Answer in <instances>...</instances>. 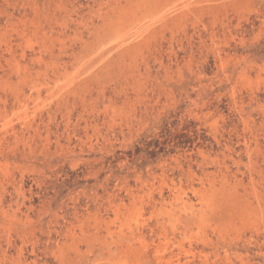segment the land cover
<instances>
[{"label": "rangeland", "instance_id": "1", "mask_svg": "<svg viewBox=\"0 0 264 264\" xmlns=\"http://www.w3.org/2000/svg\"><path fill=\"white\" fill-rule=\"evenodd\" d=\"M158 1L0 0V264H264V0Z\"/></svg>", "mask_w": 264, "mask_h": 264}, {"label": "bare ground", "instance_id": "2", "mask_svg": "<svg viewBox=\"0 0 264 264\" xmlns=\"http://www.w3.org/2000/svg\"><path fill=\"white\" fill-rule=\"evenodd\" d=\"M147 1H149V0H147ZM157 1H158V0H157ZM159 1H160V0H159ZM159 1H158V3H159ZM161 1H163V0H161ZM170 1H171V0H170ZM170 1H169V3H170ZM174 1H175V0H174ZM187 1H188V0H187ZM196 1H197V0H196ZM201 1H202V0H201ZM138 2H139V1H138ZM143 2H144V0H143ZM150 2H151V1H150ZM153 2H154V1H153ZM155 2H156V1H155ZM167 2H168V0H167ZM172 2H173V1H172ZM179 2H180V0H179ZM182 2H185V1H182ZM194 2H195V1H194ZM199 2H200V1H199ZM61 3H62V2H61ZM156 3H157V2H156ZM162 3H164V2H162ZM180 3H181V2H180ZM189 3H190V2H189ZM146 4L149 5V3H146ZM178 4H179V3H178ZM194 4H196V3H193V5H194ZM157 5H158V4H157ZM170 5H171V4H170ZM180 5H181V4H180ZM186 5H187V4H186ZM190 5H191V4H190ZM190 5H189V6H190ZM142 6H143V5H142ZM151 6H152V5H151ZM160 6H161V5H160ZM166 6H167V5H166ZM187 6H188V5H187ZM189 6H188V7H189ZM163 7H165V5H164ZM170 7H171V6H170ZM172 7H173V6H172ZM172 7H171V8H172ZM179 7H180V6H179ZM181 7H182V6H181ZM184 7H185V5H184L182 8H184ZM188 7H187V9H188ZM60 8H61V7H60ZM132 8H134V6L131 7L130 9H132ZM144 8H145V7H144ZM149 8H150V7H149ZM166 8H167V7H166ZM171 8H170V9H171ZM182 8H181V9H182ZM189 8H191V7H189ZM126 9H127V8H126ZM137 9H138V7H137ZM168 9H169V8H168ZM185 9H186V8H185ZM187 9H186V10H187ZM58 10H59V8H58ZM60 10H61V9H60ZM133 10H134V9H133ZM143 10H144V9H143ZM151 10H152V8L150 9V11H151ZM157 10H158V9H157ZM171 10H172V9H171ZM36 11H37V10H36ZM62 11H63V10H62ZM125 11H126V10H125ZM127 11H128V10H127ZM130 11H131V10H130ZM136 11H137V10H136ZM138 11H140V10H138ZM148 11H149V10H148ZM148 11H145V12H148ZM162 11H163V10H162ZM165 11H166V10H165ZM165 11H164V13H165ZM54 12H55V10H54ZM60 12H61V11H60ZM133 12H134V11H133ZM173 12H175V11H173ZM180 12H181V10H180ZM28 13H29V12H28ZM119 13H120V12H119ZM134 13H135V12H134ZM134 13H133V14H134ZM142 13H143V12H142ZM152 13H153V12H152ZM176 13H177V12H176ZM23 14H24V13H23ZM38 14H39V12H38ZM135 14H136V13H135ZM135 14H134V15H135ZM144 14H145V13H144ZM144 14H143V15H144ZM158 14H159V13H158ZM158 14H157V15H158ZM30 15H31V14H30ZM36 15H37V14H36ZM39 15H40V14H39ZM57 15H58V14H57ZM59 15H60V14H59ZM77 15H78V14H77ZM91 15H92V14H91ZM99 15H100V13H99ZM160 15H161V14H160ZM172 15H173V13H172ZM89 16H90V15H89ZM101 16H102V15H101ZM116 16H117V15H116ZM135 16H136V15H135ZM145 16H146V15H145ZM148 16H149V15H148ZM150 16H151V15H150ZM150 16H149V18H150ZM174 16H176V15H174ZM179 16H180V15H179ZM33 17H34V15H33ZM44 17H45V16H44ZM92 17H93V16H92ZM105 17H106V16H105ZM114 17H115V16H114ZM137 17H138V16H137ZM155 17H158V16L154 15V18H155ZM161 17L163 18V16H161ZM161 17H160V18H161ZM170 17H171V15H170ZM48 18H49V17H48ZM101 18H102V17H101ZM144 18H145V17H144ZM154 18H153V19H154ZM158 18H159V17H158ZM9 19H10V18H9ZM17 19H18V18H17ZM44 19H45V18H44ZM88 19H89V18H88ZM106 19H107V18H106ZM122 19H123V18H122ZM122 19H120V20H122ZM132 19H133V18H132ZM132 19H131V20H132ZM134 19H135V17H134ZM134 19H133V20H134ZM138 19H139V18H138ZM141 19H142V17H141ZM145 19H146V18H145ZM145 19H144V20H145ZM31 20H32V19H31ZM48 20H49V19H48ZM48 20H46V21H48ZM81 20H82V19H81ZM135 20H136V19H135ZM135 20H134V21H135ZM150 20H151V19H150ZM20 21H21V20H20ZM20 21H19V22H20ZM37 21H38V20H37ZM92 21H93V20H92ZM95 21H96V20H95ZM125 21H126V20H125ZM153 21H154V20H153ZM15 22H16V21H15ZM15 22H13V23H15ZM23 22H24V21H23ZM25 22H26V21H25ZM25 22H24V23H25ZM29 22H30V21H29ZM43 22H44V21H43ZM53 22H54V21H53ZM107 22H108V21H107ZM113 22H114V21H113ZM135 22H136V21H135ZM145 22H146V21H145ZM156 22H157V21H156ZM24 23H23V25H24ZM33 23H34V22H33ZM33 23H32V24H33ZM64 23H65V22H64ZM75 23H76V22H75ZM88 23H89V22H88ZM109 23H110V22H108V24H109ZM121 23H123V22H121ZM128 23H129V22H128ZM133 23H134V22H133ZM152 23H153V22H152ZM32 24H29V25H32ZM45 24H46V23H45ZM50 24H51V22H50ZM57 24H58V23H57ZM83 24H84V23H83ZM119 24H120V23H119ZM134 24H135V23H134ZM134 24H133V25H134ZM136 24H137V23H136ZM144 24H145V23H144ZM144 24H143V25H144ZM153 24H154V23H153ZM153 24H152V25H153ZM18 25H19V24H18ZM48 25H49V24H48ZM48 25H47V26H48ZM60 25H61V23H60ZM75 25H76V24H75ZM91 25H92V24H91ZM131 25H132V24H131ZM145 25H146V24H145ZM149 25H150V24H149ZM25 26H26V25H25ZM25 26H24V27H25ZM33 26H34V25H33ZM40 26H41V25H40ZM49 26H50V25H49ZM56 26H57V25H56ZM56 26H55V27H56ZM62 26H63V24H62ZM78 26H79V25H78ZM78 26H77V27H78ZM105 26H106V25H105ZM105 26H104V27H105ZM141 26H142V25H141ZM10 27H11V25H10ZM30 27H32V26H30ZM104 27H103V28H104ZM115 27H116V26H115ZM136 27H137V26H136ZM146 27H147V26H146ZM0 28H1V27H0ZM3 28H4V27H3ZM49 28H50V27H49ZM56 28H57V27H56ZM85 28H86V27H85ZM91 28H92V27H91ZM107 28H108V27H107ZM144 28H145V26H144ZM144 28H143V29H144ZM10 29H11V28H10ZM75 29H76V28H75ZM77 29H78V28H77ZM92 29H93V28H92ZM95 29H96V28H95ZM97 29H98V28H97ZM113 29H114V28H113ZM130 29H131V28H130ZM130 29H129V30H130ZM143 29H142V30H143ZM147 29H148V28H147ZM154 29H155V28H154ZM157 29H158V28H157ZM30 30H31V29H30ZM34 30H35V29H34ZM87 30H88V29H87ZM129 30H128V31H129ZM139 30H141V29L139 28ZM36 31H37V30H36ZM85 31H86V30H85ZM98 31H99V30H98ZM124 31H125V30H124ZM145 31H146V30H145ZM148 31H149V32L152 31V33L155 34V32H153V30H150V29H149ZM148 31H146V32H148ZM15 32H16V31H15ZM46 32H47V31H46ZM52 32H53V31H52ZM126 32H127V30H126ZM126 32H125V33H126ZM146 32H145V34H146ZM160 32H161V31H160ZM4 33H5V32H4ZM7 33H8V32H7ZM27 33H28V31H27ZM87 33H88V32H87ZM130 33H131V31H130ZM152 33H151V34H152ZM5 34H6V33H5ZM8 34H9V33H8ZM15 34H16V33H15ZM18 34H19V33H18ZM23 34H24V33H23ZM32 34H33V33H32ZM34 34H35V33H34ZM45 34H46V33H45ZM58 34H59V33H58ZM75 34H76V33H75ZM79 34H81V33H79ZM157 34H158V33H157ZM3 35H4V34H3ZM6 35H7V34H6ZM11 35H12V34H11ZM29 35H30V34H29ZM97 35H98V34H97ZM97 35H96V36H97ZM103 35H104V34H103ZM128 35H129V33H128ZM132 35H133V34H132ZM137 35H138V34H137ZM25 36H26V35H25ZM35 36H36V34H35ZM74 36H75V35H74ZM89 36H91V35H89ZM93 36H94V35H93ZM138 36H140V35H138ZM151 36H152V35H151ZM155 36H156V35H155ZM22 37H23V35H22ZM36 37H37V36H36ZM58 37H59V35H58ZM94 37H95V36H94ZM98 37H99V35H98ZM19 38H20V37H19ZM34 38H35V37H34ZM49 38H50V37H49ZM62 38H63V37H62ZM105 38H106V37H105ZM105 38H104V39H105ZM123 38H125V37H123ZM136 38H137V37H136ZM43 39H44V38H43ZM53 39H54V38H53ZM86 39H87V38H86ZM100 39H101V38H100ZM119 39H120V38H119ZM132 39H133V38H132ZM132 39H131V41H132ZM141 39H142V38H141ZM25 40H26V39H25ZM48 40H49V39H48ZM50 40H51V39H50ZM57 40H58V42H59V39H57ZM64 40H66V39H64ZM64 40H63V41H64ZM98 40H99V39H98ZM98 40H97V41H98ZM114 40H115V38H114ZM136 40H137V39H136ZM136 40H135V41H136ZM142 40H143V39H142ZM153 40H154V39H153ZM52 41H53V40H52ZM54 41H55V39H54ZM61 41H62V40H61ZM63 41H62V42H63ZM74 41H75V40H74ZM83 41H84V40H83ZM139 41H140V39H139ZM139 41H138V42H139ZM148 41H149V40H148ZM150 41H151V40H150ZM0 42H1V41H0ZM50 42H51V41H50ZM56 42H57V41H56ZM62 42H61V43H62ZM84 42H85V41H84ZM114 42H115V41H114ZM114 42H113V43H114ZM116 42H117V41H116ZM1 43H2V42H1ZM25 43H27V42H25ZM54 43H55V42H54ZM75 43H76V42H75ZM88 43H89V42H88ZM91 43H92V42H91ZM95 43H96V42H95ZM97 43H99V42H97ZM118 43H119V42H118ZM118 43H117V45H118ZM130 43H131V42H130ZM132 43H133V42H132ZM136 43H137V42H136ZM51 44H52V43H51ZM122 44H123V43H122ZM127 44L129 45V42H128ZM148 44H149V43H148ZM154 44H155V43H154ZM17 45H18V44H17ZM40 45H42V44H40ZM79 45H80V44H79ZM103 45H104V44H103ZM113 45H114V44H113ZM150 45H151V44H150ZM0 46H1V45H0ZM31 46H32V45H31ZM46 46H48V45H46ZM131 46H132V45H131ZM138 46H139V45H138ZM140 46H141V45H140ZM146 46H147V45H146ZM52 47H53V46H52ZM88 47H89V46H88ZM106 47H108V46H106ZM123 47H124V46H123ZM134 47H136V46H134ZM47 48H48V47H47ZM53 48H54V47H53ZM65 48H66V47H65ZM77 48H79V47H77ZM83 48H84V47H83ZM97 48H98V47H97ZM97 48H96V49H97ZM119 48H120V47H119ZM119 48H117V49L119 50ZM121 48H122V47H121ZM121 48H120V49H121ZM124 48H125V47H124ZM128 48H129V47H128ZM0 49H1V48H0ZM15 49H16V48H15ZM30 49H32V47H31ZM55 49H56V48H55ZM88 49H89V48H88ZM129 49H131V48H129ZM133 49H134V48H133ZM154 49H155V48H154ZM1 50H3V49H1ZM32 50H33V49H32ZM39 50H40V49H39ZM47 50H48V49H47ZM47 50H46V51H47ZM49 50H50V49H49ZM52 50H53V49H52ZM68 50H69V49H68ZM84 50H86V49H84ZM126 50H127V49H126ZM50 51H51V50H50ZM92 51H94V50H92ZM95 51H96V50H95ZM102 51H103V50H102ZM114 51H115V50H114ZM132 51H133V50H132ZM7 52H9V51H7ZM58 52H59V51H58ZM60 52H62V49L60 50ZM65 52H66V51H65ZM78 52H79V51H78ZM105 52H106V51H105ZM125 52H127V51H125ZM128 52H129V50H128ZM37 53H38V52H37ZM46 53H47V52H46ZM82 53H83V52H82ZM87 53H88V52H87ZM97 53H98V52H97ZM132 53H133V52H132ZM58 54H59V53H58ZM74 54H75V53H74ZM109 54H110V53H109ZM114 54H115V53H114ZM1 55H2V54H1ZM23 55H24V54H23ZM23 55H22V56H23ZM50 55H51V54H50ZM67 55H68V54H67ZM140 55H142V54H140ZM58 56H59V55H58ZM62 56H64V55H62ZM81 56H82V55H81ZM89 56H90V55H89ZM119 56H120V55H119ZM1 57H2V56H1ZM91 57H92V56H91ZM109 57H111V56H109ZM138 57H139V56H138ZM99 58H100V57H99ZM14 59H15V58H14ZM40 59H41V58H40ZM92 59H93V58H92ZM92 59H91V60H92ZM109 59H110V58H109ZM7 60H8V59H7ZM12 60H13V59H12ZM34 60H35V59H34ZM36 60H38V59H36ZM36 60H35V61H36ZM102 60H103V59H102ZM106 60H107V59H106ZM119 61H120V60H119ZM6 62H7V61H6ZM24 62H25V61H24ZM30 62H31V61H30ZM98 62H99V61H98ZM132 62H133V61H132ZM189 62H190V61H189ZM28 63H29V62H28ZM42 63H43V62H42ZM82 63H84V62H82ZM87 63H88V62H87ZM3 64H4V62H3ZM11 64H12V62H11ZM34 64H35V63H34ZM34 64H33V65H34ZM39 64H41V63H39ZM50 64H51V63H50ZM76 64H78V63H76ZM122 64H123V62H122ZM7 65H8V64H7ZM14 65H15V63H14ZM16 65H17V64H16ZM16 65H15V67H16ZM47 65H48V64H47ZM74 65H75V64H74ZM83 65H84V64H83ZM105 65H106V64H105ZM109 65H110V64H109ZM3 66H4V65H3ZM11 66H12V65H11ZM37 66H38V65H37ZM39 66H40V65H39ZM64 66H65V65H64ZM81 66H82V65H81ZM13 67H14V66H13ZM18 67H19V66H18ZM18 67H17V69H16L17 71L19 70ZM47 67H48V66H47ZM59 67H60V66H59ZM94 67H95V66H94ZM10 68H11V67H10ZM21 68L23 69V66H22ZM31 68H32V67H31ZM70 68H71V67H70ZM3 69H4V68H3ZM6 69H7V68H6ZM12 69H13V68H12ZM22 69H21V70H22ZM47 69H48V68H47ZM75 69H76V68H75ZM92 69H93V68H92ZM261 69H262V68H261ZM13 70L15 71V69H13ZM28 70H29V69H28ZM43 70L45 71V66H44V69H43ZM68 70H69V69H68ZM0 71H1V70H0ZM22 71H23V70H22ZM22 71H21V72H22ZM25 71H26V70H25ZM50 71H51V70H50ZM69 71H70V70H69ZM11 72H12V71H11ZM39 72H42V71H39ZM75 72H76V71H75ZM75 72H74V73H75ZM79 72H80V71H79ZM88 72H89V71H88ZM15 73H16V72H15ZM22 73H23V72H22ZM22 73H21V74H22ZM30 73H31V72H30ZM44 73H45V72H44ZM47 73H48V72H47ZM18 74H19V73H17L16 76H18ZM39 74H40V73H39ZM41 74H42V73H41ZM41 74H40V75H41ZM50 74H51V73H50ZM80 74H81V73H80ZM4 75H5V74H4ZM9 75H10V74H9ZM23 75H24V74H23ZM40 75H39V76H40ZM51 75H52V74H51ZM83 75H84V74H83ZM90 75H91V74H90ZM11 76H12V75H11ZM13 76H14V75H13ZM27 76H29V74H28ZM56 76H57V75H56ZM72 76H74V75H72ZM81 76H82V75H81ZM84 76H85V75H84ZM7 77H9V76H7ZM24 77H25V75H24ZM10 78H11V77H10ZM19 78H20V77H19ZM33 78H34V77H33ZM33 78H31V79H33ZM35 78H36V77H35ZM44 78H45V77H44ZM78 78H79V77H78ZM91 78H92V77H91ZM29 79H30V78H29ZM36 79H37V78H36ZM38 79H39V78H38ZM89 79H90V78H89ZM16 80H19V79L17 78ZM65 80H66V79H65ZM70 80H71V79H69V81H70ZM0 81H1V80H0ZM2 81H3V80H2ZM5 81H6V80H5ZM9 81H10V80H9ZM69 81H68V82H69ZM88 81H89V80H88ZM3 82H4V81H3ZM13 82H14V81H13ZM18 82H19V81H18ZM32 82H33V81H32ZM64 82H65V81H64ZM82 82H83V81H82ZM4 83H5V82H4ZM19 83H20V82H19ZM24 83H25V81H24ZM26 83H27V78H26ZM26 83H25V84H26ZM54 83H56V82H54ZM70 83L72 84V82H70ZM14 84H16V82H14ZM74 84H75V83H74ZM87 84H88V83H87ZM87 84H86V85H87ZM1 85H2V84H1ZM21 85H22V84H21ZM47 85H49V81H47L46 78H45L42 82H40V81H38V80H37V81H34V85H33V87H32V85H31V87H32V88H35L34 90H36L37 93H38V95H40L42 89L45 88V87H47ZM81 85H82V84H81ZM2 86H3V85H2ZM4 86H5V85H4ZM13 86H15V85H13ZM18 86H19V85H18ZM25 86H26V85H25ZM61 86H62V85H61ZM64 86H65V84H64ZM66 86H68V85H66ZM66 86H65V87H66ZM69 86H70V85H69ZM77 86H78V85H77ZM87 86H88V85H87ZM87 86H85V87H87ZM58 87H60V86H58ZM65 87H64V88H65ZM70 87H71V86H70ZM85 87H84V88H85ZM9 88L12 89V88L10 87V85H9ZM14 88H15V87H13L12 90H14ZM56 88H57V87H56ZM79 88H80V86H79ZM84 88H83V89H84ZM90 88H91V87H90ZM0 89H2V87H0ZM15 89H16V88H15ZM20 89H21V88H20ZM53 89H54V88H53ZM60 89H61V88H60ZM60 89H59V90H60ZM3 90H4V89H3ZM30 90H32V89H30ZM34 90H33V91H34ZM62 90H63V89H62ZM88 90H89V89H88ZM88 90H87V91H88ZM4 91H5V90H4ZM9 91H11V90H9ZM16 91H17V89H16ZM60 91H61V90H60ZM21 92H22V91H21ZM34 92H35V91H34ZM70 92H71V90H70ZM89 92H90V91H89ZM3 93H4V92H3ZM6 93H7V92H6ZM30 93H31V92H30ZM32 93H33V92H32ZM37 93H36V94H37ZM53 93H54V92H53ZM57 93H58V92H57ZM59 93H60V92H59ZM59 93H58V94H59ZM11 94H13V93L11 92ZM20 94H21V93H20ZM34 94H35V93H34ZM60 94H61V93H60ZM60 94H59V95H60ZM65 94H67V93H65ZM72 94H73V93H72ZM84 94H86V93H84ZM89 94H90V93H89ZM49 95H50V94H49ZM52 95H53V94H52ZM59 95H58V96H59ZM61 95H62V94H61ZM63 95H64V94H63ZM0 96H1V95H0ZM8 96H9V95H8ZM10 96H11V95H10ZM14 96H15V95H14ZM26 96H27V95H26ZM82 96H83V95H82ZM29 97H30V96H29ZM29 97H28V98H29ZM40 97H41V96H40ZM71 97H72V96H71ZM79 97H80V96H79ZM5 98H6V97H5ZM7 98H8V97H7ZM14 98H15V97H14ZM84 98H85V97H84ZM88 98H89V97H88ZM37 99H38V98H37ZM37 99L34 98V100H37ZM78 99H79V98H78ZM80 99H81V98H80ZM80 99H79V100H80ZM82 99H83V98H82ZM15 100H16V99H15ZM19 100H21V99H19ZM56 100H57V99H56ZM56 100H54V101H56ZM58 100H59V99H58ZM66 100H67V99H66ZM66 100H65V103H66ZM73 100H74V97H73ZM73 100H72V101H73ZM21 101L23 102V100H21ZM21 101H20L19 103L22 104ZM41 101H42V100H41ZM41 101H40V102H41ZM90 101H91V99H90ZM4 102H5V100H4ZM4 102H3V103H4ZM25 102H26V101H25ZM28 102H29V101H28ZM50 102H51V101H50ZM56 102H57V101H56ZM73 102H74V101H73ZM84 102H85V101H84ZM29 103H30V102H29ZM37 103H38V102H37ZM67 103H68V102H67ZM11 104H12V103H11ZM35 104H36V103H35ZM54 104H55V103H54ZM59 104H60V102H59ZM62 104H63V102H62ZM16 105H18V104H16ZM23 105H24V104H23ZM25 105H26V104H25ZM28 105H29V104H28ZM38 105H39V104H38ZM61 106H62V105H61ZM71 106H72V105H71ZM71 106H70V107H71ZM89 106H90V104H89ZM0 107H1V106H0ZM23 107H24V106H23ZM26 107H27V106H26ZM63 107H64V106H63ZM74 107H75V106H74ZM20 108H21V107H20ZM59 108H60V107H59ZM64 108H66V106H65ZM90 108H91V107H90ZM92 108H93V107H92ZM5 109H6V108H5ZM25 109H26V108H25ZM69 109H70V108H69ZM76 109H77V108H76ZM83 109H84V107H83ZM11 110H12V108H11ZM67 110H68V109H67ZM7 111H8V110L5 111L4 109H0V118H5V117H7V115H8V114H7ZM21 111H22V110H21ZM26 111H27V110H26ZM68 111H70V110H68ZM13 112H14V110H13ZM18 112H19V111H18ZM26 113H27V112H26ZM67 113H68V112H67ZM67 113H66V114H67ZM14 114H15V113H14ZM18 115H20V113H19ZM25 115H26V114H25ZM67 115H68V114H67ZM16 116H17V115H16ZM18 117H19V116H18ZM24 117H25V116H24ZM27 117H28V116H27ZM69 117H70V116H69ZM8 118H9V117H8ZM14 119H15V118H14ZM22 119H24V118H22ZM29 119H30V118H29ZM20 120H21V119H20ZM20 120H19V121H20ZM5 121H6V120H5ZM25 121H27V120H25ZM28 121H30V120H28ZM31 121H32V120H31ZM3 122H4V120H3ZM13 122H15V121L13 120ZM16 122H17V120H16ZM22 122H23V121H22ZM69 122H70V121H69ZM18 124H20V123H18ZM11 125H12V122H11ZM16 126H17V125H16ZM16 126H15V127H16ZM26 126H28V125L26 124ZM68 126H69V125H68ZM8 127H9V125H8ZM66 127H67V126H66ZM96 127H97V126H96ZM1 128H2V127H1ZM16 128H17V127H16ZM27 128H28V127H27ZM29 128H31V127H29ZM39 128H40V127H39ZM68 128H69V127H68ZM89 128H90V127H89ZM4 129H5V128H4ZM6 129H7V128H6ZM6 129H5V131H7ZM35 129H36V128H35ZM35 129H34V130H35ZM11 130H12V129H11ZM16 130H17V129H15V131H16ZM20 130H21V129H20ZM26 130H27V129H26ZM71 130H72V129H71ZM74 130H75V129H74ZM21 131H22V130H21ZM7 132H8V131H7ZM7 132H6V133H7ZM22 132H23V131H22ZM32 132H33V131H32ZM32 132H31V133H32ZM0 133H1V132H0ZM8 133H9V132H8ZM13 133H14V132H13ZM13 133H12V134H13ZM16 133H18V132L16 131ZM69 133H70V132H69ZM77 133H78V132H77ZM1 134H2V133H1ZM14 134H15V133H14ZM18 134H19V133H18ZM33 134H34V133H33ZM67 134H68V133H67ZM3 135H4V134H3ZM3 135H1V137H3ZM19 135H20V134H19ZM23 135H24V134H23ZM34 135H35V134H34ZM37 135H38V134H37ZM5 136H6V135H4V137H5ZM7 136H8V134H7ZM15 136H16V134H15ZM24 136H25V135H24ZM30 136H31V134H30ZM68 136H69V135H68ZM71 136H72V135H71ZM78 136H79V135H78ZM12 137H13V136H12ZM12 137H11V138H12ZM22 137H23V136H22ZM36 137H37V136H36ZM8 138H9V137H8ZM32 138H33V137H32ZM38 138H39V137H38ZM69 138H70V137H69ZM3 139H4V138H3ZM42 139H43V138H42ZM71 139H72V138H71ZM71 139H70V140H71ZM4 140H5V139H4ZM7 140H8V139H7ZM28 140H29V139H28ZM8 141H9V140H8ZM11 141L13 142V140H11ZM14 141H15V140H14ZM20 141H21V140H20ZM20 141H19V143H20ZM23 142H24V139H23ZM26 142H27V141H26ZM33 142H34V141H33ZM9 143H10V142H9ZM24 143H25V142H24ZM27 143H28V142H27ZM15 144H16V143H15ZM18 145H19V144H18ZM18 145H17V146H18ZM20 146H21V145H20ZM26 146H27V144H26ZM35 148H36V147H35ZM19 149H20V148H19ZM32 149H33V148H32ZM9 150H11V149H9ZM9 150H8V152H9ZM13 150H14V149H13ZM6 151H7V150H6ZM35 151H36V150H35ZM10 152H11V151H10ZM10 152H9V153H10ZM15 152H16V150H15ZM14 154H15V153H14ZM2 157H3V156H2ZM30 157H31V156H30ZM7 158H8V157H7ZM19 158H20V157H19ZM23 158H24V157H23ZM0 159H1V158H0ZM9 161H10V160H9ZM3 167H4V165H3ZM6 167H7V166H6ZM14 167H15V166H14ZM7 168H8V167H7ZM0 169H1V168H0ZM4 169H5V168H4ZM14 169H15V168H14ZM256 169H257V168H256ZM2 172L4 173L3 170H2ZM7 172H8V171H7ZM10 172H11V171H10ZM256 172H257V171H256ZM263 172H264V171H263ZM252 173H253V172H252ZM6 174H7V173H5V175H6ZM254 174H255V173H254ZM263 175H264V174H263ZM6 176H7V175H6ZM9 176H10V175H9ZM13 177H14V176H13ZM261 178H263V177H261ZM237 179H238V178H237ZM237 179H236V180H237ZM250 179H251V178H250ZM252 180H253V179H252ZM235 182H236V181H235ZM239 182L241 183L242 181H239ZM9 183H10V182H9ZM236 183H237V182H236ZM236 183H235V184H236ZM252 183H254V182H252ZM249 184H250V183H249ZM236 185H237V184H236ZM250 185H252V184H250ZM260 185H261V184H260ZM262 185H263V184H262ZM3 186H4V185H2V187H3ZM238 186H239V185H237V187H238ZM240 186H242V185H240ZM258 186H259V185H258ZM250 188H251V187H250ZM246 189H247V188H246ZM253 189H254V188H253ZM257 189H258V188H257ZM259 189H260V188H259ZM261 189H262V187H261ZM263 189H264V188H263ZM263 189H262V190H263ZM3 190H4V189H3ZM254 191H255V190H254ZM263 191H264V190H263ZM3 192H4V191H3ZM235 192H237V191H235ZM247 192H248V191H247ZM249 192H250V191H249ZM256 192H257V191H256ZM237 193H238V192H237ZM237 193H235V194H237ZM257 193H258V192H257ZM257 193L254 192V195L257 194ZM261 193H262V192H261ZM248 194H249V193H248ZM239 195H241V194H239ZM244 195H245V194H244ZM257 195H258V194H257ZM242 196H243V195H242ZM261 196H262V195H261ZM236 197H237V195H236ZM236 197H235V198H236ZM255 197H256V196H255ZM257 197H258V196H257ZM225 198H226V197H225ZM233 198H234V197H233ZM260 198H261V197H260ZM260 198H259V199H260ZM230 199H231V198H230ZM242 199H243V198H242ZM249 199H250V198H249ZM243 200H244V199H243ZM258 201H259V200H258ZM1 202H2V201H1ZM1 202H0V203H1ZM236 202H237V201H236ZM240 202H241V199H240ZM261 202H262V201H261ZM242 203H243V202H241V204H242ZM254 203H255V201H254ZM258 203H259V202H258ZM3 204H4V203H3ZM233 204H235V203H233ZM243 204H244V203H243ZM251 204H252V203H251ZM261 204H262V203H261ZM230 205H231V204H230ZM244 206H245V205H244ZM246 206H247V205H246ZM18 207H19V206H18ZM233 207H234V206H233ZM241 207H242V205H241ZM260 207H261V206H260ZM5 209H6V208H5ZM243 209H244V208H243ZM243 209H242V210H243ZM230 210H231V209H230ZM242 210H241V211H242ZM248 210H249V208H248ZM248 210H247L246 212H248ZM12 211H13V210H12ZM241 211L239 210V212H241ZM263 211H264V210H263ZM13 212H15V211H13ZM13 212H12V213H13ZM16 212H17V211H16ZM232 212H233V210H232ZM251 212H252V210H251ZM254 212H255V211H254ZM241 213H242V212H241ZM241 213H240V214H241ZM260 213H261V212H260ZM1 214H2V213H1ZM7 214H8V213H7ZM11 215H12V214H11ZM238 215H239V214H238ZM241 215H242V214H241ZM3 216H4V215H3ZM8 219H9V218H8ZM15 220H16V219H15ZM15 220H14V221H15ZM241 220H242V219H241ZM25 221H26V220H25ZM12 222H13V221H12ZM17 222H18V221H17ZM32 222H33V221H32ZM13 223H16V222H13ZM21 224H22V223H21ZM26 224H27V222H26ZM7 226H8V225H7ZM10 226H11V225H10ZM18 226H20V225H18ZM1 227H2V226H1ZM6 230H7V227H6ZM1 231H2V230H1ZM10 231H11V230H10ZM263 232H264V231H263ZM22 235H23V234H22ZM24 235H25V234H24ZM20 236H21V235H20ZM21 237H22V236H21ZM24 238H25V237H24ZM74 239H75V238H74ZM5 240H6V238H5ZM22 240H23V239H22ZM75 240H76V239H75ZM77 241H78V240H77ZM0 242H1V241H0ZM6 242H7V241H6ZM13 242H14V241H13ZM25 242H26V241H25ZM71 242H72V241H71ZM10 243H12V242H10ZM74 243H75V242H74ZM74 243H73V244H74ZM79 243H80V241H79ZM22 244H23V243H22ZM71 244H72V243H71ZM3 245H4V244H3ZM20 245H21V244H20ZM24 245H25V244H24ZM74 245H76V243H75ZM4 246H5V245H4ZM10 246H11V244H10ZM22 246H23V245H22ZM25 246H27V245H25ZM0 247H1V246H0ZM6 247H7V246H6ZM8 247H9V246H8ZM23 247H24V246H23ZM24 248H25V247H24ZM60 248H61V247H60ZM6 249H8V248H6ZM61 249H62V248H61ZM61 249H60V251H61ZM63 249H64V248H63ZM10 250H11V249H10ZM13 250H14V249H13ZM24 250H25V249H24ZM66 250H67V249H66ZM79 250H80V248H79ZM32 251H33V250H32ZM68 251H69V249H68ZM74 251H75V249H74ZM7 252H8V250H7ZM76 252H77V251H76ZM81 252H82V251H81ZM14 253H16V252H14ZM61 253H62V252H61ZM65 253H66V252H65ZM73 253H74V252H73ZM79 253H80V252H79ZM10 254H11V253H10ZM68 254H70V253L68 252ZM17 255H18V254H17ZM59 255H60V254H59ZM10 256H11V255H10ZM71 256L73 257V255H71ZM8 257H9V256H8ZM11 257H12V256H11ZM11 257H9V258L11 259ZM66 257H68V256H66ZM66 257L63 258V259H66ZM72 257H71V258H72ZM1 258L3 259V257H1ZM1 258H0V259H1ZM13 258H14V256H13ZM22 258H23V257H22ZM60 258H61V257H60ZM69 258H70V256H69ZM73 258H74V257H73ZM10 259H9V260H10ZM19 259H21V258H19ZM23 259H24V258H23ZM151 259H152V258H151ZM12 260H14V259H12ZM25 260H26V259H25ZM70 260H71V259H70ZM93 260H94V259H93ZM3 261H4V259H3ZM90 261H91V260H90ZM0 262H1V261H0ZM5 262H6V261H5ZM10 262H11V261H10ZM15 262H16V261H15ZM63 262H64V261H63ZM73 262H74V261H73ZM76 262H77V261H76ZM81 262H82V261H81ZM26 263H27V262H26ZM78 263H79V261H78ZM78 263H77V264H78ZM90 263H91V262H90ZM6 264H10V263L8 262V263H6ZM13 264H14V263H13ZM23 264H24V263H23ZM72 264H73V263H72Z\"/></svg>", "mask_w": 264, "mask_h": 264}, {"label": "trees", "instance_id": "3", "mask_svg": "<svg viewBox=\"0 0 264 264\" xmlns=\"http://www.w3.org/2000/svg\"><path fill=\"white\" fill-rule=\"evenodd\" d=\"M261 53H264V50H262Z\"/></svg>", "mask_w": 264, "mask_h": 264}]
</instances>
